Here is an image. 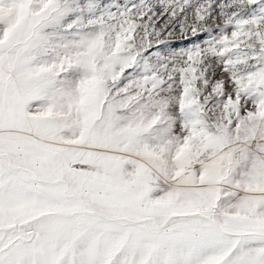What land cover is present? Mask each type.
<instances>
[{
	"label": "snow or ice",
	"instance_id": "obj_1",
	"mask_svg": "<svg viewBox=\"0 0 264 264\" xmlns=\"http://www.w3.org/2000/svg\"><path fill=\"white\" fill-rule=\"evenodd\" d=\"M0 264H264V0H0Z\"/></svg>",
	"mask_w": 264,
	"mask_h": 264
}]
</instances>
